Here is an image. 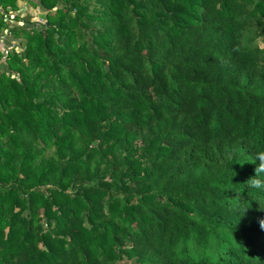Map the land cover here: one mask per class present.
<instances>
[{
    "label": "trees",
    "instance_id": "16d2710c",
    "mask_svg": "<svg viewBox=\"0 0 264 264\" xmlns=\"http://www.w3.org/2000/svg\"><path fill=\"white\" fill-rule=\"evenodd\" d=\"M2 29L0 264H264V0H0Z\"/></svg>",
    "mask_w": 264,
    "mask_h": 264
},
{
    "label": "rangeland",
    "instance_id": "374dc122",
    "mask_svg": "<svg viewBox=\"0 0 264 264\" xmlns=\"http://www.w3.org/2000/svg\"><path fill=\"white\" fill-rule=\"evenodd\" d=\"M23 3L26 4L25 1H21ZM22 8L25 5H20ZM26 7V6H25ZM27 13H31L32 12V8L31 6L28 4L27 7ZM30 8V11H29ZM23 12V11H22ZM10 17L11 19H13L12 23H10L11 26H17L20 22L19 19L23 16L22 13L20 11L16 12V11H11L10 13ZM34 19L31 22V25L37 27V28H41V26L45 23L46 19H45V15L40 12L38 9L35 12L34 15ZM26 28L30 29L31 26L30 25H26ZM23 41L20 39H14L13 37L9 36L6 34V29H2L0 32V73L3 71H6L7 69V65H6V61L5 58L7 56V54L9 52H11V50H16L19 51V45L22 43ZM257 44L260 48L263 47V42L261 40L257 41ZM6 53V54H5Z\"/></svg>",
    "mask_w": 264,
    "mask_h": 264
},
{
    "label": "clouds",
    "instance_id": "9594fccd",
    "mask_svg": "<svg viewBox=\"0 0 264 264\" xmlns=\"http://www.w3.org/2000/svg\"><path fill=\"white\" fill-rule=\"evenodd\" d=\"M257 160L260 162L259 164L261 168L264 169V153H260L257 157ZM252 184L257 188L264 186V182H261L260 180H254Z\"/></svg>",
    "mask_w": 264,
    "mask_h": 264
},
{
    "label": "crops",
    "instance_id": "0c3cea01",
    "mask_svg": "<svg viewBox=\"0 0 264 264\" xmlns=\"http://www.w3.org/2000/svg\"><path fill=\"white\" fill-rule=\"evenodd\" d=\"M20 5H25V6L27 7V4H25V3H23V2H20ZM25 6H24L23 9H22L23 12H25V11L27 10V8H26Z\"/></svg>",
    "mask_w": 264,
    "mask_h": 264
},
{
    "label": "built area",
    "instance_id": "2783aa9c",
    "mask_svg": "<svg viewBox=\"0 0 264 264\" xmlns=\"http://www.w3.org/2000/svg\"><path fill=\"white\" fill-rule=\"evenodd\" d=\"M6 54V53H5Z\"/></svg>",
    "mask_w": 264,
    "mask_h": 264
}]
</instances>
